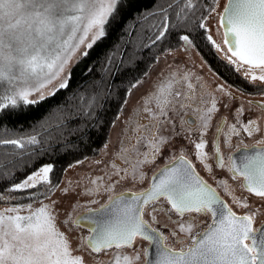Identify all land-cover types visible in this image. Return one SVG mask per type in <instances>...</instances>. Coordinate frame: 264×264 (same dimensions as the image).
<instances>
[{"label": "snow or ice", "instance_id": "snow-or-ice-1", "mask_svg": "<svg viewBox=\"0 0 264 264\" xmlns=\"http://www.w3.org/2000/svg\"><path fill=\"white\" fill-rule=\"evenodd\" d=\"M220 9V0H0V128L29 120L65 94L26 137H0V145L21 150L0 153V202L8 204L0 207V264H88L81 252L93 264H264V102L238 104L234 93L246 92L228 75L209 65L219 81L210 91L202 74L175 62L130 107L161 57L177 49L199 53L198 37L223 63L224 73L264 85V0H226ZM213 18L215 35L223 30L222 44L212 34ZM130 20L136 21L131 28ZM121 29V44L101 54L99 69L86 64V79L73 88L74 70ZM142 52L152 59L137 73ZM129 70L135 74L122 97H115L109 117L115 77ZM247 94L264 97V88ZM257 109L259 115L245 119ZM118 126L117 142L112 133ZM101 133L103 142L93 147ZM69 156L57 175L59 160ZM86 162L101 174L64 179ZM214 168L240 181L242 194ZM122 182L144 186L113 195ZM101 189L109 194L106 202L93 200L99 206L86 216L73 219L69 213L62 231L54 197L100 195ZM21 198L29 202L10 204ZM158 215L176 227H160ZM82 225L89 235L73 248L67 233Z\"/></svg>", "mask_w": 264, "mask_h": 264}, {"label": "rangeland", "instance_id": "rangeland-1", "mask_svg": "<svg viewBox=\"0 0 264 264\" xmlns=\"http://www.w3.org/2000/svg\"><path fill=\"white\" fill-rule=\"evenodd\" d=\"M224 3H226V0H220V4H221V9L223 8ZM216 19L213 18L212 20L209 21L210 26L213 27V36L214 38L217 40L218 43L222 44V31L221 30V36H216L215 35V26H216ZM208 47L211 51H213L211 49L210 46H206ZM214 52V51H213ZM190 57V58H189ZM151 61V60H150ZM149 61V62H150ZM166 61V62H165ZM148 62V64H149ZM175 62H179V64L181 65V67H185L187 69H191L193 72L197 73V74H201V71L206 72L209 69V64L205 61V59L202 56L201 53V49L199 50V53L196 52V50H192L190 53L188 52H184L182 50L177 49L176 51H174L171 55H168L167 57H161V63L155 66V69L152 73V79L149 80L148 82H146L140 89H138L135 94L133 95V97L131 98L130 101V107H137V100L139 99L140 96L144 95L145 93H147L148 91H150L152 89V83L153 81L156 80V77L158 75L159 72H164L165 75H167L168 72L172 71L175 68ZM148 64L145 66L148 67ZM168 64H172L173 68H169ZM166 66V68H164ZM144 68V69H145ZM143 69V70H144ZM143 70H141L140 72H143ZM209 74L208 77L211 78V73L210 71H208ZM207 73V72H206ZM207 75L204 76V79L207 81ZM208 82V81H207ZM215 83H219L218 80H216V78L214 79V83H210V88L209 90L211 91L212 88L215 87ZM219 95V94H217ZM247 97V95H244ZM179 118H177L176 123L178 122ZM120 132V127L118 126L116 129L113 130L112 133V139L114 141L118 142L119 139V134ZM110 150H111V146H110ZM90 158H94V159H102V157L99 154H92L90 156ZM158 164H160L161 166L163 165V161L162 160H158L157 161ZM102 167V166H101ZM155 167V165L153 166ZM146 171H148L149 173H151V169H146ZM215 173L217 172V169L214 168ZM85 174H89V175H93V176H98L101 174V172L99 170L96 169L95 165H89L87 162L84 165H81L79 167L76 168H72L70 170H68L65 174H64V179L65 180H75L77 179L79 176H83ZM57 175H59V170L57 172ZM229 184L235 189V193L237 196L241 195V189L239 188V184L236 181H233L231 179L228 180ZM145 184H147V181H145ZM63 186V185H62ZM144 185H140V184H136L135 187H133L129 182H122L120 184H118L116 186L115 192L112 193L113 195L115 194H119L122 191H136L138 189H140L141 187H143ZM83 185L81 186L80 189H78V191H83ZM219 190V189H218ZM245 194V193H244ZM108 193L104 192L103 189H101V193L100 195H92V196H87V195H69L67 197H63L60 198L59 194H57V197L54 198H58L59 199V204H58V212H59V216H58V226L61 228L62 231L67 232V229L64 227V225L61 223L67 216L69 213L72 214L73 219H75L79 214L88 211L89 208L95 209L97 208L99 205L92 203L93 200H99L100 203H104L107 200L108 197ZM228 198V197H227ZM229 202L230 198H228ZM29 201L26 198H21L18 201H11L10 204L15 205V204H25L28 203ZM79 203L81 205V207L76 208L75 210H73L72 205L75 203ZM8 206L7 203L5 202H0V207H5ZM34 206H38V205H34ZM238 212L240 211H244L241 209H237ZM158 219L160 220V227H163L165 224H167L169 229L175 228L176 226L171 224L170 222L167 221V218L162 216V215H158ZM206 227L205 223H201L200 227ZM69 235V238L72 240V245L73 248H76L79 244V240L80 237L84 236H88L89 232L80 227L78 229H74L71 233H67ZM183 238V237H181ZM175 247H180V245H174ZM77 254H81L84 255L86 257V259H88V264H93V262L91 261L90 258L87 257V253L86 252H81V253H77ZM105 260L108 259V257H104Z\"/></svg>", "mask_w": 264, "mask_h": 264}, {"label": "trees", "instance_id": "trees-1", "mask_svg": "<svg viewBox=\"0 0 264 264\" xmlns=\"http://www.w3.org/2000/svg\"><path fill=\"white\" fill-rule=\"evenodd\" d=\"M145 3L150 4L151 0H145ZM197 15H199V13ZM134 24H136V21L130 20L127 23V27L131 28V26H133ZM125 35L126 34L124 33L123 29H121L119 31L110 32L107 39L102 44H100L95 50L92 51L88 60L85 61L84 63H82L79 67H77L74 70L72 87L75 88L78 84L82 83L86 79L82 75L83 68L85 67L86 64H88L89 62L96 63L97 68L99 69V67H100L99 60L101 59V54L110 50V49H113L115 46L120 45L121 40ZM197 42L200 45V49L204 53H206L207 57L212 62V64L214 66H217L219 64L217 58L212 56V54L209 52V48L206 47L205 44L200 42L199 37H198ZM120 50L123 51V48H121ZM141 57H142V59L139 61L138 67L136 69L137 73H139L141 70H143L145 68V66L147 65V63L152 59V55L149 54L148 52H142ZM134 74L135 73H133L132 71L129 70V71H123V72H121L120 75L115 77L116 87L113 89L114 97H113V101L111 102V111L108 113L109 117H111L112 113L115 112L116 107H117V101H116L115 97L116 96L122 97L123 89L126 86L128 79ZM64 95H65L64 93L58 94V96L55 98V100L63 99ZM55 100L50 101V102L46 103L45 105L41 106L40 108H38L37 110H35L32 117L29 120H27L23 123H14V122L9 123L6 126L0 128V137H2V138H20V137H26L28 134L32 133L33 127L34 126L38 127V122L43 121L45 119V117L48 115L49 106L51 103H54ZM106 131H107V129H105V132ZM103 140H104V133H101L99 135V137L94 136L93 137V147L99 146L103 142ZM9 150H15V149H13V146H10V145H8V146L0 145V153L7 152ZM15 151H21V150H15ZM52 158H54V157H52ZM23 159H24V161H26L27 157L25 156ZM47 159H49V157H45V160H47ZM71 159H73V157H71V156L61 158L58 162V165H57L58 170L64 168L66 166V164L68 163V161ZM41 162H43V161H41ZM30 170L31 169H28V171H30ZM25 174H26V172L18 173V175H20V176H23Z\"/></svg>", "mask_w": 264, "mask_h": 264}, {"label": "flooded vegetation", "instance_id": "flooded-vegetation-1", "mask_svg": "<svg viewBox=\"0 0 264 264\" xmlns=\"http://www.w3.org/2000/svg\"><path fill=\"white\" fill-rule=\"evenodd\" d=\"M175 43H176V41H175V39H173V41H172V45L175 46ZM209 52L212 54L213 57H216V58H217V55H216L213 51H211V50L209 49ZM201 53H202V56H203V58L205 59V61H206L209 65H211L212 68L216 69L217 71L221 72L222 74H226V75H228V79H229V81H230L231 83H233V84H235L237 87H239V88H243V89L245 90V92H246L245 95H247V97L244 96V95H241L239 92H235V93H234V94L238 97V101H237L238 104H239V102H244V105H245V107H246V106H247V101H248V100H252L253 102H264V97H262V96H260V95H258V94H253V95H248V94H247V93H255V92H256V88H257V86H258V87H262V88H264V85H259V82H257V85H256V86L248 85V84H246V83L242 80V78H239V77H237V76H235V75H230V74L224 73L223 63H222L218 58H217V60H218L219 64H218L217 66H214V65L212 64V62L209 60V58L207 57L206 53H204L202 50H201ZM147 64H148V63H147ZM166 66H167V65H166ZM166 66H165L164 68H166ZM208 71H210V70L208 69V70L206 71L207 73L204 72V71H201V74L203 75V77L206 76L207 74H209ZM210 73H211V75H210L211 78H209L208 75H207V79H208L207 81H208L209 84H210V83H214V79H215L213 73H212L211 71H210ZM257 115H259V110H258V109H257V110H254V111H252V112H246V113H245V119L248 118V117L255 118ZM177 124H179V120H178ZM195 136H196V134L193 133V134H192V138H195ZM209 136H211V132L209 133ZM244 139H245V142H246V143H251V142H252V141L249 140L247 137H244ZM181 143H185V144H187L188 141H187V140H182ZM232 143H233V150H234L235 146H236L237 143H238L237 138H233ZM189 147H191V145H189ZM221 147H222V151H223L224 154L227 156V155L229 154V149L226 148V147L224 146V144H223V137L221 138ZM237 155H239V153H237ZM199 170L201 171V174H202L206 179H208L209 182L212 183L213 186L215 187V186H216L215 181H213V180L207 175V173H204L202 169H199ZM216 175H217L218 177H220V178H224V179H228V180L231 179L230 176H229V174H228L226 171H221V170H219V169H217ZM236 182H237L238 184L240 183V181H236ZM125 191H127V190H125ZM222 195H223V194H222ZM244 195H247V193H245ZM224 198L229 202V200H228L227 197H224ZM229 203H230V202H229ZM201 228H204V227L201 226ZM137 243L139 244V243H142V242L138 241Z\"/></svg>", "mask_w": 264, "mask_h": 264}, {"label": "water", "instance_id": "water-1", "mask_svg": "<svg viewBox=\"0 0 264 264\" xmlns=\"http://www.w3.org/2000/svg\"><path fill=\"white\" fill-rule=\"evenodd\" d=\"M87 213H88V211H85V212H83V213H81V214H79V215H87ZM82 228H84V229H86L87 231H88V228L86 227V226H81Z\"/></svg>", "mask_w": 264, "mask_h": 264}]
</instances>
